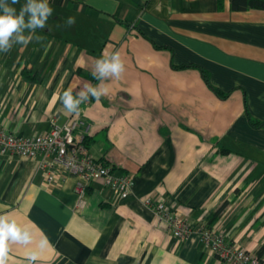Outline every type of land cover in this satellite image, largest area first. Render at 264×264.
<instances>
[{"label":"crops","instance_id":"0c3cea01","mask_svg":"<svg viewBox=\"0 0 264 264\" xmlns=\"http://www.w3.org/2000/svg\"><path fill=\"white\" fill-rule=\"evenodd\" d=\"M48 2L42 40L0 53V124L34 136L83 120L90 153L134 186L122 198L92 181L79 208L76 176L61 171L51 185L38 159L0 152V216L28 234L26 243L6 241V264H225L201 241L202 226L259 253L264 10H233L231 0ZM114 51L125 63L122 79L108 82L100 103L67 112L63 91L97 84L95 61ZM149 196L194 232L175 237Z\"/></svg>","mask_w":264,"mask_h":264},{"label":"built area","instance_id":"2783aa9c","mask_svg":"<svg viewBox=\"0 0 264 264\" xmlns=\"http://www.w3.org/2000/svg\"><path fill=\"white\" fill-rule=\"evenodd\" d=\"M83 125V120L73 119L62 126L53 125L47 133L26 136L9 131L0 124V152L38 159L47 183L51 185L60 178L61 171L76 176L75 191L79 196V208L85 205L87 189L95 180H103L122 198L128 197L134 186L133 177L128 173H116L112 166L102 164L90 153L87 135L80 128ZM146 203L153 207L157 218L170 226L175 237L185 239L194 232L193 225L169 207L167 202L149 196ZM198 233L201 241L225 264H264V256L229 242L213 227L202 226Z\"/></svg>","mask_w":264,"mask_h":264},{"label":"clouds","instance_id":"9594fccd","mask_svg":"<svg viewBox=\"0 0 264 264\" xmlns=\"http://www.w3.org/2000/svg\"><path fill=\"white\" fill-rule=\"evenodd\" d=\"M19 0H0V53H9L14 45L27 46L29 43L40 42L42 37L36 35L38 30H44L47 21L52 16L53 8L48 0H26L19 11L13 6ZM75 23L74 17H69L67 24ZM125 63L119 51L104 52L95 61L92 76L97 84L85 83L78 91L72 87L63 91L61 102L69 113L78 114L80 106L90 100L96 103L109 93V81L120 80L125 73ZM26 243L28 234L21 231L14 222H9L6 216H0V264H6V241Z\"/></svg>","mask_w":264,"mask_h":264},{"label":"trees","instance_id":"16d2710c","mask_svg":"<svg viewBox=\"0 0 264 264\" xmlns=\"http://www.w3.org/2000/svg\"><path fill=\"white\" fill-rule=\"evenodd\" d=\"M231 7L233 10L237 11H246L249 9H257V10H264V0H231ZM205 79L208 80L207 76L205 75ZM222 96H226L225 94L218 92ZM253 125H259V123L253 121ZM88 143V139H87ZM227 206V202L223 203L217 211L214 213L213 217L211 218L210 222L211 224L216 221L222 214V212L225 210ZM211 227V226H209ZM259 256H263L264 254V245L259 250V253H257Z\"/></svg>","mask_w":264,"mask_h":264}]
</instances>
